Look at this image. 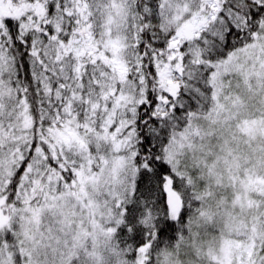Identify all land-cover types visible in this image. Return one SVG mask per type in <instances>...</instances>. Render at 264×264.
Wrapping results in <instances>:
<instances>
[{"label":"snow or ice","instance_id":"snow-or-ice-1","mask_svg":"<svg viewBox=\"0 0 264 264\" xmlns=\"http://www.w3.org/2000/svg\"><path fill=\"white\" fill-rule=\"evenodd\" d=\"M0 264H264V0H0Z\"/></svg>","mask_w":264,"mask_h":264}]
</instances>
